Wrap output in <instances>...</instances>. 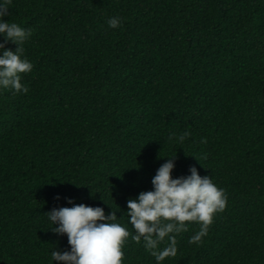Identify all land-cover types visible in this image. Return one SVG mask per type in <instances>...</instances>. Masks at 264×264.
<instances>
[{"label": "trees", "instance_id": "1", "mask_svg": "<svg viewBox=\"0 0 264 264\" xmlns=\"http://www.w3.org/2000/svg\"><path fill=\"white\" fill-rule=\"evenodd\" d=\"M9 13L31 30L33 67L26 92L0 90V264L70 247L44 215L65 197L113 210L131 235L126 201L168 156L173 176L195 166L227 199L161 264H264V0H11ZM123 251L156 264L130 236Z\"/></svg>", "mask_w": 264, "mask_h": 264}, {"label": "clouds", "instance_id": "2", "mask_svg": "<svg viewBox=\"0 0 264 264\" xmlns=\"http://www.w3.org/2000/svg\"><path fill=\"white\" fill-rule=\"evenodd\" d=\"M10 4L11 0H0V36L3 37L0 41V90L26 92L22 74L29 72L33 65L22 55V45L31 35V30L14 20L4 19L10 14ZM106 23L110 28H116L121 18L110 16ZM9 42L16 45L15 50L5 46ZM173 135L177 142H183L190 133H170L169 139ZM161 158L166 159L151 177V189L140 191L126 201L124 213L133 229L131 235L117 221L113 210L105 213L99 205L72 203L70 197L65 199L71 207H53L44 213L51 225L49 229L56 234H66L70 245L65 250L53 248L49 264L53 261L63 264H124L123 246L129 236L132 241L142 244L156 264H161L166 257L176 254V234L187 230L193 223L198 227L188 237V243L199 244L214 215L225 208V190L210 176H201L195 166H189V174L173 176L175 156Z\"/></svg>", "mask_w": 264, "mask_h": 264}]
</instances>
